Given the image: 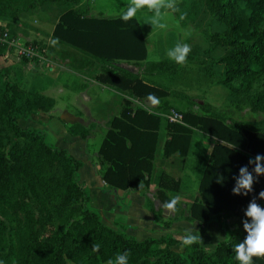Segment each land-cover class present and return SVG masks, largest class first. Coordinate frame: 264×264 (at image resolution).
I'll use <instances>...</instances> for the list:
<instances>
[{"label":"trees","instance_id":"1","mask_svg":"<svg viewBox=\"0 0 264 264\" xmlns=\"http://www.w3.org/2000/svg\"><path fill=\"white\" fill-rule=\"evenodd\" d=\"M203 1L213 23L222 26L212 35L210 53L223 51L214 66L222 69L218 81L229 90V110L186 96L189 108L180 111L170 101V91L148 78L177 73L181 65L170 60L147 62L146 38L136 18L125 22L121 16L95 17L88 8H80V0H0V21L13 31V21L23 15L47 5H71L61 13L52 33L53 43L70 49L58 57L69 59L75 73L122 98V110L109 122L98 152L109 188L143 190L150 185L160 122L164 114L176 109L184 114V124L166 121L171 137L166 156L178 152L185 157L195 131L217 140L202 172L200 197L190 208L191 218L206 224L227 212L242 222L254 197L264 207V199H259L264 176L247 196L232 191L240 167L247 165L251 171L249 159L264 155V119L243 117L246 110L264 112V0ZM44 47L51 56L54 48ZM5 52L6 47L0 45V56ZM13 71L11 66L0 68V264H107L125 252L128 264H238L233 248L244 238L235 232L210 249L199 242L183 246V238L172 235L138 241L106 225L79 180L83 163L49 144L44 132L21 127V118L52 111L56 100L23 88L14 80ZM149 95L159 101L152 110ZM68 130L85 140L91 136L79 124ZM179 184L162 176L157 192L160 202L170 201ZM151 210L158 215L163 212L152 203ZM254 264H264V259H254Z\"/></svg>","mask_w":264,"mask_h":264},{"label":"rangeland","instance_id":"2","mask_svg":"<svg viewBox=\"0 0 264 264\" xmlns=\"http://www.w3.org/2000/svg\"><path fill=\"white\" fill-rule=\"evenodd\" d=\"M80 1V8H88L91 15L103 18H117L121 16L122 13L126 11L127 5L130 2V0ZM177 6L180 9V12L166 10L164 19L161 21L167 25L166 29H154L153 26L148 23L153 14L148 12L147 9L138 12L135 17L140 22L147 40V62L162 60L172 61L168 57L167 52L169 49L174 48L177 43H186L191 48L187 62L185 65L181 66L179 72L174 74H157L148 79L169 90L171 93L170 101L180 111H185L189 108L186 96L193 98L195 102L200 103L206 101L219 109H231L232 104L229 97V90L220 85L218 81L220 70L222 69L219 66H214V59L218 58L223 51L217 49L216 52L210 53L213 46L211 41L212 35L216 31H220L222 26L213 23L212 17L206 10L203 0H177ZM70 7L71 5L69 3L62 5H47L35 13L23 15L13 21V31L15 35L20 36L25 41L34 42L40 46H51L54 48L52 50L54 54L52 53L49 57L55 62V64H57L56 69L51 72L46 65L40 64L39 62L26 60V63L23 64L24 61H21L22 59H19L17 54L11 57L10 62H7L1 56L5 64L14 69L13 78L15 81H20L23 88L32 89L42 95L51 96L52 91L56 90L52 86L54 80L62 82L61 80L66 77L65 74L67 73L77 76L69 66V59L61 60L58 57L60 54L59 52L70 49L52 42V33L59 16ZM181 13L187 14L184 20L179 19ZM110 39L112 40V38ZM78 58L82 59V62H86L83 60L86 59L83 55L81 56L78 54ZM127 66L137 72V68L134 66L130 64ZM75 80L78 79L76 78ZM62 83H56L54 86L60 89ZM63 93L62 95L59 92L58 94H54L55 96L57 95L56 97L58 98V100H56V105L58 106H55L56 109L54 110V116L56 121L66 129L64 121L62 118L60 119V114L63 110L62 107L66 105L69 107V109L68 107L66 108L68 110H72L73 107L70 105L72 101H69L67 97L64 98ZM66 93L67 92H65V96H67ZM119 98L122 99L121 97ZM120 104L122 105L121 102ZM137 104H139V102H137ZM196 108L197 107L195 106L194 110ZM105 116L108 118L111 117V115ZM243 117L251 121H260L264 119V112H258L255 114L250 112V110H246L243 113ZM163 119L164 123H167L165 118ZM104 123L95 126L94 131L91 132L94 137L90 139L88 138V141L90 142L89 152H91V154L98 151L101 146L100 141L102 137L104 136L105 138L107 134L108 126ZM192 138L195 139L196 142L199 141V143H206V140H208V137L199 131H195ZM161 141H163V135H161ZM47 142L51 145H56V141L51 139L50 136L47 137ZM65 144L71 147L70 142H66ZM62 147L64 146H61L60 148ZM91 160L93 161V157H91ZM158 173H160V171H156V174ZM184 174L188 175V177L181 179L182 185L178 190L180 193L174 195V197H180V201L177 205L178 210L176 212H170L164 208V210H162L163 212L159 215L155 214V212L153 213L151 210L152 201H150V198L157 199L160 206L164 205L155 195L147 197L149 201L147 204L149 210H147V212L136 211L137 216L140 218L146 216V213L151 217L157 216L158 219L155 221L160 223L159 225L145 227L137 226L132 228L127 226V206L124 201L126 195H114L115 198L119 201L122 200L123 202L121 211H117V214L120 217L115 220L113 219V214L108 218V214L106 213L105 217H107L110 222L107 221L109 225L105 224L108 226L113 225L110 227L122 230L125 233L127 232L129 236L130 234H133L137 240L146 237L148 238L150 236L159 239L162 235L167 234H171L176 238H183L185 229L194 226L201 236V241L199 243L205 248L210 249L216 247L219 242L227 239L231 232H235L241 238L245 239L243 223L227 212H222L216 215L214 219L206 224L200 223L191 218L190 208L195 200L200 197V194L198 195L197 193L199 191L201 178L199 176L197 179H194L192 174H190V171H187ZM79 180L81 181V178ZM155 185L157 186V184ZM88 193L91 197V205L92 207H95L93 206L94 200H97L95 193L92 192L91 189ZM115 212L116 210H113L112 213L115 214Z\"/></svg>","mask_w":264,"mask_h":264},{"label":"crops","instance_id":"3","mask_svg":"<svg viewBox=\"0 0 264 264\" xmlns=\"http://www.w3.org/2000/svg\"><path fill=\"white\" fill-rule=\"evenodd\" d=\"M7 66L8 65L5 64L3 58L0 56V68H5ZM65 75L66 77L61 80L63 83L59 82L58 80L53 81L54 84H62L60 89L56 88L54 84L52 85L57 91H52L50 97L58 100L56 97L57 95L55 96L54 94H58L59 92L62 95V93L65 91L67 92V96H65L64 92V98L67 97L69 101H72L70 104L73 107L72 110H68L69 107L64 105L62 107V113L60 114V119L62 118L64 121L66 129L56 121L54 116V110L56 107L48 113L39 112L34 115L21 118L19 121L21 127L25 129H37L44 132L47 137L50 136L51 139L56 141V145H53L54 147L66 150L70 155L74 156L83 163V166L79 171V179L81 178L80 182L85 184L87 189L90 188L92 192L95 193L97 200H94L93 206L95 207L92 208L97 210L104 223L109 225L107 221H109L108 218L112 214L113 219L115 220L119 219L120 217L117 214V211H121L123 202L122 200L119 201L117 198H115L114 195H126L124 201L127 206V226L132 228L137 226L145 227L159 225L160 223L155 221L156 219L154 216L151 217L146 213V216L140 218L137 216L136 211L139 210L147 212V210H149L147 208V204L149 203L147 197L153 195L157 196V192L159 190V181L162 176H169L175 181H179V188L182 185L181 179L188 177V175L184 174L187 171H190V174H192L194 179H197L199 176L201 178L204 167L210 161L209 159L217 140L205 135L208 137L206 143H199V141L196 142L195 139L192 138L189 152L185 157H180L178 152H174L171 156H166L165 146L171 137L167 130L166 123H164V120H162L159 125V138L156 146V160L154 163L155 165L153 172L151 174L150 185L143 190H116L109 188L106 182L103 180L105 165L100 161L98 156L101 146L94 154L89 152L90 142L88 140L93 138L94 135L91 133L90 138L85 140L80 136H73L69 132L68 128L70 126L79 124L92 132L94 131L95 126L105 122L104 124H107L108 126V129L106 128L108 132L109 122L113 117L118 116L122 110V105L120 104L121 99L119 98L120 95L117 92L98 84L90 77L77 73L75 74L77 76L71 75L69 73ZM76 78L78 80H75ZM138 105L142 106L140 103ZM154 105V103H150L148 106L152 110ZM67 107L68 109H66ZM105 115H111V117L108 118ZM161 135H163V141H161ZM103 138L104 136L100 141V145H102ZM66 142H70L71 147L66 145ZM59 146L64 147L60 148ZM91 157H93V161L91 160ZM156 171H160V173L156 174ZM155 184H157V186ZM178 193L180 192H175L177 195ZM197 194L199 195L200 191H198ZM150 201H152L154 208L157 211L164 210V207L160 206L157 199L150 198ZM113 210H116L115 214L112 213ZM106 213L108 214V218L105 217ZM130 237H133L137 240L133 234H130ZM148 238L154 237L150 236ZM148 238L146 237L144 239H138V241H143Z\"/></svg>","mask_w":264,"mask_h":264},{"label":"clouds","instance_id":"4","mask_svg":"<svg viewBox=\"0 0 264 264\" xmlns=\"http://www.w3.org/2000/svg\"><path fill=\"white\" fill-rule=\"evenodd\" d=\"M145 9L153 14L148 23L154 29H166L167 25L161 22L164 19L166 10L180 12L177 0H130L126 11L121 15V19L125 22L132 20L138 12ZM186 15V13H181L179 19L184 20ZM190 52L191 48L188 44L177 43L174 48L168 50L167 55L172 61L183 66L186 64ZM148 100L154 104L159 103L157 98L152 95H149ZM248 163L253 165L252 170L250 171L247 165L241 166L239 175L235 177V185L232 189L235 195L247 196L252 193L258 178L264 176V155L257 154L254 158H250ZM259 199H264V190L260 191ZM179 201L180 197H172L163 206L170 212H176ZM244 214L247 218L242 223L247 235L243 242H239L234 246L233 251L238 264H254V259H264V207L258 204L257 198L254 197L249 202ZM200 241L199 231L192 226L185 229L181 244L190 247ZM94 250L99 251V245H95ZM128 255L127 252L117 254L115 259H110L107 264H128Z\"/></svg>","mask_w":264,"mask_h":264},{"label":"built area","instance_id":"5","mask_svg":"<svg viewBox=\"0 0 264 264\" xmlns=\"http://www.w3.org/2000/svg\"><path fill=\"white\" fill-rule=\"evenodd\" d=\"M0 45L6 47V52L2 57L7 62H10L11 57L17 54L19 59L46 65L51 72L57 67V64L49 57L48 48L34 42L25 41L20 36L13 34L4 21H0ZM163 117L169 123L184 124V114L180 111L173 109L164 114Z\"/></svg>","mask_w":264,"mask_h":264}]
</instances>
